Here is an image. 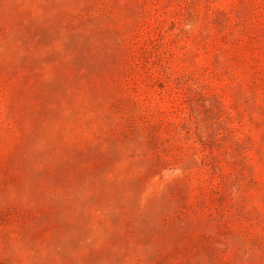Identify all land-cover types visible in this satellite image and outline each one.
<instances>
[{"label":"rangeland","instance_id":"rangeland-1","mask_svg":"<svg viewBox=\"0 0 264 264\" xmlns=\"http://www.w3.org/2000/svg\"><path fill=\"white\" fill-rule=\"evenodd\" d=\"M0 264H264V0H0Z\"/></svg>","mask_w":264,"mask_h":264}]
</instances>
